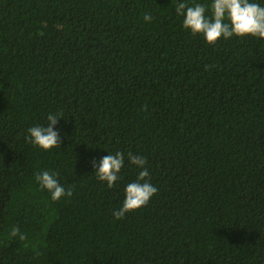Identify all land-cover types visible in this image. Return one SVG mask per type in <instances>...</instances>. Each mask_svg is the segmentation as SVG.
Returning a JSON list of instances; mask_svg holds the SVG:
<instances>
[{"label":"trees","instance_id":"16d2710c","mask_svg":"<svg viewBox=\"0 0 264 264\" xmlns=\"http://www.w3.org/2000/svg\"><path fill=\"white\" fill-rule=\"evenodd\" d=\"M180 2L211 14L213 0H0V264H264V40L209 45ZM50 114L62 143L44 151L28 129ZM117 152L109 188L92 162ZM129 152L158 191L116 220L142 170ZM43 171L72 196L53 201Z\"/></svg>","mask_w":264,"mask_h":264},{"label":"clouds","instance_id":"9594fccd","mask_svg":"<svg viewBox=\"0 0 264 264\" xmlns=\"http://www.w3.org/2000/svg\"><path fill=\"white\" fill-rule=\"evenodd\" d=\"M211 14L205 5L195 4L188 6L184 2L178 3L176 13L183 17V27L193 36L202 35L209 45H214L221 38L229 39L255 37L264 40V6L250 0H213ZM152 16L144 15V20L151 22ZM61 119L55 114L47 117L46 126H33L28 129V141L44 151L60 147L62 141L60 133L55 131ZM129 163L138 169L137 180L128 183L125 187V198L122 206L113 211L116 220L125 218L127 214L146 206L151 198L157 194V187L150 182V173L146 167L144 157L129 152ZM95 176L101 182H106L109 188L114 187L119 179V173L125 166V156L121 152L102 157L97 163L92 162ZM36 180L42 189L47 190L53 201L62 197L72 196V189H65L58 181L57 173L43 171L36 175ZM11 237H18L20 241L27 237L21 233L19 227L10 232Z\"/></svg>","mask_w":264,"mask_h":264}]
</instances>
